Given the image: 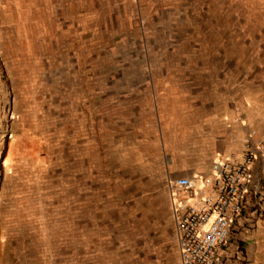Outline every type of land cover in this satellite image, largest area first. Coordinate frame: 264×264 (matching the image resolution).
Returning <instances> with one entry per match:
<instances>
[{
    "label": "crops",
    "instance_id": "obj_1",
    "mask_svg": "<svg viewBox=\"0 0 264 264\" xmlns=\"http://www.w3.org/2000/svg\"><path fill=\"white\" fill-rule=\"evenodd\" d=\"M171 1L0 0V145L9 92L3 77L15 113L25 115L19 67L46 55L43 79L51 85L41 113L61 129L58 136L50 128V136L64 149L46 172L45 218L24 206L16 210L29 212L28 220L2 219L0 264L20 262L4 253L15 225L28 233L29 264H133L119 262L121 253H158L149 264H181L170 182L208 176L250 129L253 140L264 139V0ZM94 38L93 53L77 52ZM35 139L8 141L0 158L4 195ZM218 252L219 264H264L262 154Z\"/></svg>",
    "mask_w": 264,
    "mask_h": 264
},
{
    "label": "rangeland",
    "instance_id": "obj_2",
    "mask_svg": "<svg viewBox=\"0 0 264 264\" xmlns=\"http://www.w3.org/2000/svg\"><path fill=\"white\" fill-rule=\"evenodd\" d=\"M146 1L148 3V6H153V5H157L160 3V2H155V0H146ZM162 1H165L162 3H165L168 6H170L173 3V1L171 0H162ZM158 8L160 9L161 5H159ZM76 20H77L76 15H74V22L76 25H78L76 23ZM251 20H252L251 18L247 19L248 25L251 24ZM9 31H10L9 29H6L7 36H9V33H10ZM24 36L25 35L23 34L21 35V37L23 38ZM77 36H79V32ZM90 40L91 38L89 39V41ZM98 40L96 41V38H94L92 42L88 43L85 46H79V44H77V47L79 46L77 49V52H80V49L81 50L83 49L84 50L83 53L87 55L93 53L92 47L94 44L99 43ZM7 46H8V52L12 54L13 53L12 44L9 41L7 42ZM23 53L24 52L21 53V56L25 57ZM21 56L20 58H22ZM47 59H48L47 56L43 55L39 57L34 63L27 64V66L25 65L23 66V64H21V66L19 67L20 71L18 72V76H17L18 86L21 91V95H22L21 98L24 99V96H25L24 100L27 101L26 103L24 102L25 105L21 103L22 106L26 107V109H23L27 112V113H23L25 115L18 116L15 113L16 112L15 108L12 107L11 104L14 103L16 105V99L13 100L12 95H11L12 91L10 92V85H9L10 80L8 81V78L6 76L3 77L4 83L7 85L9 92H8V104L5 105L6 106L5 107V127H4L5 131L3 132L4 133L3 142L0 145V158L2 155H4V150H5L6 145L8 144V141H11L14 137L25 139L33 134H36V139H35L36 145L34 146L35 151L31 153L32 155L30 157H23L21 158V160L16 162V165H14V166H20V167L22 165L21 167L22 173L16 172V175L17 173H20V177L17 176V177L12 178V181H10L11 184L9 185V188H8V194L6 195H4V193L2 192V189L4 187L3 186L4 185L3 183L4 167L2 165L4 164V162L3 164L0 163V207L2 206V202L4 201V199L6 203H3V205L5 206L9 202V199H11L10 201L12 202L11 207L9 203L5 209H3L2 211L0 210V232L3 229L4 224H2L3 223L2 219L4 218L10 219V220H12L13 218H17V217L20 220H28L30 218V216L25 218V215H28L29 212L27 213L26 211L23 212V210H20V211L16 210L17 207L24 208V206H26L25 210L30 209V213L33 211L31 213L33 216L35 212V217L45 218L40 208L44 207L45 189L43 186L45 185L44 181L46 180L45 179L46 172L50 170V168L56 167V165L53 164V160L57 164V166H59L58 163L61 160L60 156H62L61 154L64 151V149H62V146H61V141L53 142L50 136L51 129L55 132V134L57 133L58 136H60L61 129L58 128V126H57V129H55L52 120L50 118L46 119L45 115H42L43 112L41 113V111H43V108L46 105L44 93L46 92L47 94V89L50 88V85H51V83L47 79H43V77L46 78L45 70L50 69V65L49 66L47 65L48 64ZM6 68H7L6 71L8 70L7 75L9 77L13 76L9 67H6ZM27 72L29 73V75ZM57 91H58V94H60V89H57L56 92ZM47 102L49 101L47 100ZM59 103H60V98H58V101H56L55 104H59ZM20 108H23V107H20ZM15 118L18 119L17 122L19 125L18 124L17 125L20 128V129L17 128V130L13 128V120H15ZM55 134L53 133V137L55 136ZM69 149H72V147H69ZM57 154L59 156L53 159V157L56 156ZM38 159H39V162H38ZM35 181H37V183ZM31 183L39 184V185L38 186L35 185V189L34 187L29 188V185ZM35 195L36 197H34ZM19 214H23V217ZM10 223L12 224L13 222L10 221ZM14 227L15 228L10 227L9 230L7 229V232L10 233V236H9V240H7V243H6V247H8V250L7 252H4V253H15V255H13L12 258L20 259V262H16V263L29 264L30 253H32L33 251L30 250V247H29L28 235H27L28 233L27 232L23 233L21 227H18L16 225ZM18 230L22 234H20ZM44 231H45L44 226H42V229L39 232V235L36 236L37 245L35 248L41 249L44 247L45 245ZM157 254L158 253H121V255L118 256V259H119V262L122 259L123 261H126V263L132 262L133 264H149L150 261L157 260V257H156ZM125 257H127L126 260H124ZM40 262L44 263L42 260H40Z\"/></svg>",
    "mask_w": 264,
    "mask_h": 264
},
{
    "label": "built area",
    "instance_id": "obj_3",
    "mask_svg": "<svg viewBox=\"0 0 264 264\" xmlns=\"http://www.w3.org/2000/svg\"><path fill=\"white\" fill-rule=\"evenodd\" d=\"M250 129L241 149L212 164L206 177L194 182L174 178L170 184L172 216L181 264H219L218 249L226 244L230 222L242 209L251 182V165L264 155V139Z\"/></svg>",
    "mask_w": 264,
    "mask_h": 264
}]
</instances>
